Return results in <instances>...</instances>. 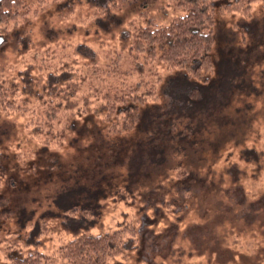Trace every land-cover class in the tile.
Returning <instances> with one entry per match:
<instances>
[{"label": "rangeland", "instance_id": "obj_1", "mask_svg": "<svg viewBox=\"0 0 264 264\" xmlns=\"http://www.w3.org/2000/svg\"><path fill=\"white\" fill-rule=\"evenodd\" d=\"M225 1L214 5L213 71L201 101L188 96L196 84L160 68L157 99L140 106L135 129L107 132L90 96L88 113L51 148L29 137L28 114L0 107V199L11 210L0 217V264L123 224L135 229V247L106 264H264V212L246 225L224 203L235 186L264 208V2L245 17L220 13ZM184 14L167 0H59L0 33V74L34 54L52 67H104L127 57L129 22L166 25ZM183 168L192 178L176 176ZM185 185L195 194L184 200Z\"/></svg>", "mask_w": 264, "mask_h": 264}, {"label": "trees", "instance_id": "obj_2", "mask_svg": "<svg viewBox=\"0 0 264 264\" xmlns=\"http://www.w3.org/2000/svg\"><path fill=\"white\" fill-rule=\"evenodd\" d=\"M57 1L0 0V33L37 16ZM167 1L185 10V14L166 25L155 24L151 20L143 24L129 22L127 57L119 53L104 67L92 63L83 65L81 70H72L64 69L62 65L52 67L45 64L43 57L38 58V54H34V63L22 69H10L6 76L0 74V107L28 114L29 137L44 148H51L62 143L75 118L88 113L90 96L100 99V103L90 109L96 117L108 123L107 132L122 134L135 129L141 120L140 106L157 99L160 68L177 70L188 84H196L188 96L201 101L200 89L210 82L208 75L213 71L214 5L217 0ZM258 2L264 0H226L218 8L220 13L237 12L250 17L253 5ZM2 173L0 165V182ZM176 176L185 180L192 178L185 168ZM198 187L203 188V194L207 189H213L212 185ZM241 189L232 186L226 191L230 198L226 196L229 199H224L225 208L233 210L249 225L257 221L258 212H264V208L261 207L262 201L247 204ZM217 190L219 188L215 186L212 193ZM183 194L185 200L195 191L185 185ZM261 197L258 200H263ZM69 210L72 211L71 208ZM91 212L92 208L83 209L84 217L92 215ZM10 214L7 200L0 199V217L7 218ZM263 215L261 222L264 227ZM135 244V229L132 224H123L101 234L83 232L50 254L35 251L22 258L10 254L6 257V264H57L59 260L67 264H106L110 258L125 257L128 248L135 247Z\"/></svg>", "mask_w": 264, "mask_h": 264}, {"label": "water", "instance_id": "obj_3", "mask_svg": "<svg viewBox=\"0 0 264 264\" xmlns=\"http://www.w3.org/2000/svg\"><path fill=\"white\" fill-rule=\"evenodd\" d=\"M0 42H1V38H0Z\"/></svg>", "mask_w": 264, "mask_h": 264}]
</instances>
